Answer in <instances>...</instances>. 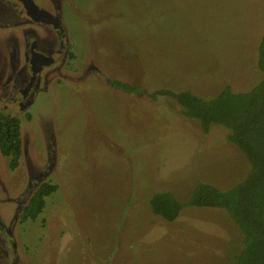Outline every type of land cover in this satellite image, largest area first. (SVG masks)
I'll use <instances>...</instances> for the list:
<instances>
[{"label": "rangeland", "instance_id": "rangeland-1", "mask_svg": "<svg viewBox=\"0 0 264 264\" xmlns=\"http://www.w3.org/2000/svg\"><path fill=\"white\" fill-rule=\"evenodd\" d=\"M264 0H72L69 31L98 69L153 91L209 98L260 78L256 45ZM153 101L115 92L94 73L51 83L37 106L55 135L56 189L24 234L26 264H233L240 234L226 212L183 206L172 221L148 199L184 202L202 182L227 189L247 170L224 128L200 130L166 95ZM30 148L46 158L47 131ZM21 166L11 175L15 191ZM9 175V174H8ZM38 232L39 240L32 245Z\"/></svg>", "mask_w": 264, "mask_h": 264}, {"label": "flooded vegetation", "instance_id": "flooded-vegetation-1", "mask_svg": "<svg viewBox=\"0 0 264 264\" xmlns=\"http://www.w3.org/2000/svg\"><path fill=\"white\" fill-rule=\"evenodd\" d=\"M70 7L78 12L72 0H0V264L27 263L24 234L44 202L34 218L27 207L41 185L54 184L49 177L55 164V135L44 120L47 116L37 120L38 103L51 83L76 85L79 78L94 73L115 92L150 101L152 93L162 95L158 89L150 91L132 79L119 78L114 71L98 69L91 57H85L87 49L69 31ZM31 131H47L42 162L30 148ZM21 166L26 170L15 184H22L9 191L10 175ZM37 240L38 232L32 245Z\"/></svg>", "mask_w": 264, "mask_h": 264}, {"label": "trees", "instance_id": "trees-1", "mask_svg": "<svg viewBox=\"0 0 264 264\" xmlns=\"http://www.w3.org/2000/svg\"><path fill=\"white\" fill-rule=\"evenodd\" d=\"M256 67L261 76L247 90L233 91L224 85L209 98L187 89L156 91L171 97L181 114L196 120L204 133L215 125L223 127L225 140L242 154L247 170L240 180L224 190L208 183L196 184L184 202L169 192H155L148 199V207L167 221L175 219L183 206L224 210L241 239L233 264H264V28L256 45ZM55 188V184L41 185L27 207L30 218L41 211L44 196Z\"/></svg>", "mask_w": 264, "mask_h": 264}]
</instances>
